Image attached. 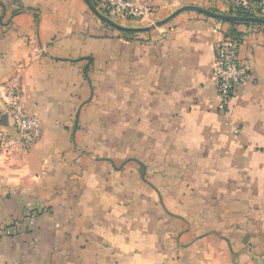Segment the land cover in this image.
<instances>
[{
    "label": "crops",
    "instance_id": "1",
    "mask_svg": "<svg viewBox=\"0 0 264 264\" xmlns=\"http://www.w3.org/2000/svg\"><path fill=\"white\" fill-rule=\"evenodd\" d=\"M129 1L149 11L122 19L135 29L227 11ZM231 32L250 73L222 108L212 65ZM263 147V25L184 12L126 37L84 0H0V264H264Z\"/></svg>",
    "mask_w": 264,
    "mask_h": 264
},
{
    "label": "built area",
    "instance_id": "2",
    "mask_svg": "<svg viewBox=\"0 0 264 264\" xmlns=\"http://www.w3.org/2000/svg\"><path fill=\"white\" fill-rule=\"evenodd\" d=\"M227 11L226 15L254 17L264 19V0H221ZM96 8L106 11L119 19L142 18L147 9L136 7L129 0H96ZM239 41L223 39L215 47L212 76L221 107L226 108L236 89L247 80L250 69L237 58ZM8 113L12 119L18 140L24 145L32 144L40 134V125L36 119L27 116L21 108L18 94L10 89L7 94ZM264 155V147L261 150ZM33 217L27 218V224L33 225Z\"/></svg>",
    "mask_w": 264,
    "mask_h": 264
},
{
    "label": "water",
    "instance_id": "3",
    "mask_svg": "<svg viewBox=\"0 0 264 264\" xmlns=\"http://www.w3.org/2000/svg\"><path fill=\"white\" fill-rule=\"evenodd\" d=\"M84 2L88 5L90 10L93 12V14L98 19H100L102 22L110 25L111 27L121 32H136V31L146 32L153 28H160L164 26L165 24H167L168 22H170L171 20H173L179 14L184 13V12H195V13L204 15L208 18L214 19L219 22H224V23H240V24H253V25H263L264 26V19L254 18V17H239V16H233V15H226V14L209 11V10L197 7V6H184L174 11L164 20L154 23L150 28L135 29V28L124 27V26H121L115 23L114 21L109 19L107 16L100 13L99 10L91 3L90 0H84Z\"/></svg>",
    "mask_w": 264,
    "mask_h": 264
},
{
    "label": "trees",
    "instance_id": "4",
    "mask_svg": "<svg viewBox=\"0 0 264 264\" xmlns=\"http://www.w3.org/2000/svg\"><path fill=\"white\" fill-rule=\"evenodd\" d=\"M91 1V3L96 7L97 6V2H96V0H90ZM103 13H104V11H102ZM100 13H101V11H100ZM102 13V14H103ZM103 15H105V14H103ZM103 23V25L105 26V27H107V28H109L110 30H113V31H116V32H119L120 34H122V35H124V36H126V37H128V36H132V35H134V34H136L137 33V31L136 32H121V31H118V30H116L115 28H113V27H111L110 25H108V24H106V23H104V22H102ZM230 26H232V27H234V26H236V25H240V23H228ZM247 25V24H246ZM231 34V39H235V40H237V41H240V39H239V34H237V33H235V32H231L230 33Z\"/></svg>",
    "mask_w": 264,
    "mask_h": 264
},
{
    "label": "rangeland",
    "instance_id": "5",
    "mask_svg": "<svg viewBox=\"0 0 264 264\" xmlns=\"http://www.w3.org/2000/svg\"><path fill=\"white\" fill-rule=\"evenodd\" d=\"M101 13H103V12L101 11ZM103 14H105V16H107L109 19H111L112 21H114L115 23H117V24H119V25H122V23L125 22V21L122 20V19H119V18H117V17H115V16L110 15V14H109L108 12H106V11H104Z\"/></svg>",
    "mask_w": 264,
    "mask_h": 264
}]
</instances>
